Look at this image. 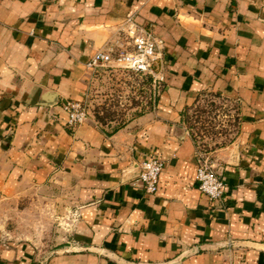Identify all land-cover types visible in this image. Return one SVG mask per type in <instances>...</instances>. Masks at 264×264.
Listing matches in <instances>:
<instances>
[{"label": "crops", "instance_id": "1", "mask_svg": "<svg viewBox=\"0 0 264 264\" xmlns=\"http://www.w3.org/2000/svg\"><path fill=\"white\" fill-rule=\"evenodd\" d=\"M127 17L163 39L164 90L105 124L90 106L105 70L88 63ZM203 94L234 108L233 138L205 152L221 201L199 190L185 134ZM69 100L90 106L74 131ZM153 156L154 195L135 185ZM24 205L67 220L61 249L12 232ZM0 264H264V0H0Z\"/></svg>", "mask_w": 264, "mask_h": 264}, {"label": "rangeland", "instance_id": "2", "mask_svg": "<svg viewBox=\"0 0 264 264\" xmlns=\"http://www.w3.org/2000/svg\"><path fill=\"white\" fill-rule=\"evenodd\" d=\"M103 69L105 72H102L103 77L98 85L91 86V111L103 112L100 117L102 123L115 121L116 125H120L130 115L140 113L143 108L141 106L145 107L146 101L149 103L153 90L152 77L127 72L112 64H106ZM107 100H111L108 105ZM233 111V107L216 95L203 94L185 113L184 127L206 152L228 144L233 138L236 125L230 117L234 114ZM28 208L29 206H21L22 214L10 217L8 226L12 232L19 238L33 239L49 251L61 249L62 240L66 239L71 230L64 223L67 220L61 215H51L39 208Z\"/></svg>", "mask_w": 264, "mask_h": 264}, {"label": "built area", "instance_id": "3", "mask_svg": "<svg viewBox=\"0 0 264 264\" xmlns=\"http://www.w3.org/2000/svg\"><path fill=\"white\" fill-rule=\"evenodd\" d=\"M120 38L99 52L89 63L88 67L97 69L112 64L124 71L142 76L152 77V95L149 103L141 107L142 111L155 105L164 90V77L160 69V61L164 49V41L153 32L139 25L133 17H127L119 28ZM132 50H127V47ZM66 115L65 125L74 131L89 119V107L85 102L69 100L61 105ZM141 111V112H142ZM185 134L190 132L185 129ZM198 168L196 180L199 190L211 201H221L225 197L227 182L222 171L211 161L210 157L199 147L197 152ZM166 164L160 158L153 156L138 165L139 173L135 185L143 188L148 194H156L159 189L160 179Z\"/></svg>", "mask_w": 264, "mask_h": 264}]
</instances>
